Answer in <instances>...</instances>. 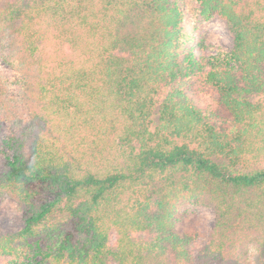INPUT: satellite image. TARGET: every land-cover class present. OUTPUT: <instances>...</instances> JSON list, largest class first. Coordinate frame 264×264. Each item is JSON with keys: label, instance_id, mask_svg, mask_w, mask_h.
I'll return each mask as SVG.
<instances>
[{"label": "trees", "instance_id": "1", "mask_svg": "<svg viewBox=\"0 0 264 264\" xmlns=\"http://www.w3.org/2000/svg\"><path fill=\"white\" fill-rule=\"evenodd\" d=\"M191 1L0 0V264H264V0Z\"/></svg>", "mask_w": 264, "mask_h": 264}, {"label": "rangeland", "instance_id": "2", "mask_svg": "<svg viewBox=\"0 0 264 264\" xmlns=\"http://www.w3.org/2000/svg\"><path fill=\"white\" fill-rule=\"evenodd\" d=\"M189 3L191 0H187ZM193 3V2H192ZM192 14V13H191ZM191 21V17L187 19V24ZM207 31L213 33L216 42H220L226 46L231 47L233 36L228 23L221 17H216L207 23ZM4 52V48L0 47V54ZM0 72L11 78L15 77V71L0 58ZM16 90V85L11 87V91ZM208 101L214 102L212 95L208 96ZM17 115L22 116L23 121L29 118V110L24 103H17ZM10 122L7 120H0V165L5 159V149L3 140L12 133ZM0 233L8 232L9 230H17L23 226L21 212L18 208V203L11 198L2 200L0 198ZM182 214V222L178 224V229L188 234L197 232V237L194 240L193 255L196 258L205 243L208 240L209 232L215 223V211L213 207L202 205L199 203H189L185 207ZM116 237L113 236V241ZM254 249L250 248L251 254ZM33 264H39L35 262Z\"/></svg>", "mask_w": 264, "mask_h": 264}]
</instances>
